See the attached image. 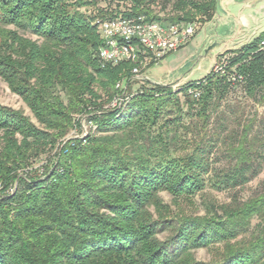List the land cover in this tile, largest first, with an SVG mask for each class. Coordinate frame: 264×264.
<instances>
[{"label":"trees","instance_id":"16d2710c","mask_svg":"<svg viewBox=\"0 0 264 264\" xmlns=\"http://www.w3.org/2000/svg\"><path fill=\"white\" fill-rule=\"evenodd\" d=\"M170 1L162 18L148 0L98 15L91 0H0V78L36 121L0 104V264H264V182L242 193L264 168V30L179 91L146 79L131 91L133 63L98 62L99 17L209 21L216 9ZM237 85L243 99L228 101ZM76 115L94 127L83 137L67 136ZM206 188L229 201L186 211Z\"/></svg>","mask_w":264,"mask_h":264},{"label":"rangeland","instance_id":"374dc122","mask_svg":"<svg viewBox=\"0 0 264 264\" xmlns=\"http://www.w3.org/2000/svg\"><path fill=\"white\" fill-rule=\"evenodd\" d=\"M90 1V0H88ZM91 4L88 7V12L92 15H98L101 11H105L106 13L109 12L106 10L107 8L116 11L118 9L122 10L125 6V0H91ZM171 3L172 1L166 3L165 0H148V4L150 5L151 9L154 11V13L158 14L160 17L165 18L169 14L172 13L171 10ZM105 6V8L102 10L100 7ZM215 18V13L213 14L212 18L209 21H198V19L193 20L191 22L195 23L197 25L196 32L194 36L192 37V42L190 45H192L193 48H186L182 50L181 52H174L171 54H168L167 56L163 57L157 62H149L147 65L141 67L140 72L137 76L131 77V91H135L137 88L142 87L141 80H148L152 83H157L154 80L160 79L162 77H165L166 75L170 74L171 72L179 71L185 63L188 61V53L191 50H195L198 48L204 39V29L201 27H204L207 23H213V19ZM212 28V27H210ZM264 30V17H260L259 19H254L252 22H250V26L241 25L238 27L235 31H230L226 29V36L222 37H216L214 36V32L210 30L208 36L206 37L207 40L205 42V46H209V48L206 50L209 54L213 56V51L217 50V53H215L214 62L212 63L211 69L214 70V72H218L221 70V66L225 65L226 62L229 61V58L232 56L230 51L239 49L243 45H246L249 43L254 37L258 36L262 31ZM20 33H24L25 36H28L32 39H36L37 37L30 32H24L19 30ZM190 42V41H189ZM188 42V43H189ZM188 43L186 45H188ZM184 45V46H186ZM202 45L201 48L204 46ZM183 46V47H184ZM182 48V47H181ZM200 48V49H201ZM180 49V48H179ZM178 49V50H179ZM202 50V49H201ZM202 52V51H201ZM195 56V55H193ZM192 56V57H193ZM194 61V58L186 64V67L183 69H187L189 66H191L192 62ZM210 69V70H211ZM175 75H172V77ZM125 80V79H124ZM124 80L121 82L120 88L124 87L125 82ZM199 80V79H198ZM197 81V80H196ZM194 82V81H187L184 79L183 81L180 80H173L171 77H166L163 81L158 82V84L169 86L173 89V91H179L185 89L188 86V83ZM97 88V87H96ZM99 90V89H98ZM100 91V90H99ZM117 95H120L119 93ZM244 97L243 90L240 87V85H237L231 89V92L228 96V101H234V100H242ZM179 98L180 101H182L183 95L181 92H179ZM103 99L105 100L104 107H112L116 100H113L112 102L108 103L106 102V97L103 96ZM222 105H224L223 101L221 102ZM0 104L13 107L15 109H21L25 112V114L29 115L32 119V121L36 122L35 119L32 117L28 107L25 105V103L20 99L18 95L13 93L7 86V84L0 78ZM252 103L249 102V108L252 107ZM249 108L247 110H249ZM260 112H264V105L260 106L258 108ZM79 121L80 128L76 127L69 131L68 135L69 137H83L85 136L89 129H94V127L88 122L86 115L79 117L75 116V120ZM53 151L54 150H48L46 153L42 154L36 161L34 162L32 168L35 170L34 173L36 175L42 176V169L44 165L50 164L51 160L53 159ZM53 161V160H52ZM264 182V168L260 175L252 180L242 191L244 195L250 194L252 191H254L257 187H259ZM163 200L167 203H171V196L165 192L160 193ZM212 201L216 203H222V202H228L229 201V193L226 191H216L211 188L205 189V194L199 195L197 194L194 196L193 201L194 205L187 204L185 202H182V206L184 209L188 212L192 211L194 213L202 214L204 212V206L201 203V200ZM171 206L174 207L171 203ZM256 221L253 220V223ZM252 223V224H253ZM195 257L198 260H208L211 257V253L208 252L206 249H197L195 250Z\"/></svg>","mask_w":264,"mask_h":264},{"label":"built area","instance_id":"2783aa9c","mask_svg":"<svg viewBox=\"0 0 264 264\" xmlns=\"http://www.w3.org/2000/svg\"><path fill=\"white\" fill-rule=\"evenodd\" d=\"M95 23L101 37L96 55L100 65L131 62L132 76L149 62H157L186 45L197 27L193 22L148 19L144 14L99 17ZM258 48L264 49V35Z\"/></svg>","mask_w":264,"mask_h":264},{"label":"crops","instance_id":"0c3cea01","mask_svg":"<svg viewBox=\"0 0 264 264\" xmlns=\"http://www.w3.org/2000/svg\"><path fill=\"white\" fill-rule=\"evenodd\" d=\"M262 13H264L263 3L258 4L252 9H244L243 6L240 4L237 5L232 4L231 2L228 3V0H219L218 9L215 12V18L213 19V23L209 22L204 27H201L204 29V39L202 40L198 48H196L194 51L191 50L188 53V61L185 63V65L179 71L171 72L165 77L156 79L154 81L158 83L163 81L166 77H171L173 80L176 81H183L184 79H186L187 81H196L202 78L206 73L210 71L212 63L214 62L215 53H217V50L213 51L212 56L211 54L206 52L209 46H205L204 44L207 40L206 37L208 36L210 30L214 32V36L218 38H223L224 36H226V29L230 31H235L241 25H245L248 27L250 26V22H252L254 19H259ZM261 17L263 18L264 16ZM191 40L188 45L174 52H181L182 50L188 47L193 48L192 45H190V43L192 42ZM202 45L204 46L201 48ZM191 58H194V61L192 62L191 66H189L187 69H183L184 67H186V64L191 60ZM172 75L175 76L172 77Z\"/></svg>","mask_w":264,"mask_h":264},{"label":"water","instance_id":"95a60500","mask_svg":"<svg viewBox=\"0 0 264 264\" xmlns=\"http://www.w3.org/2000/svg\"><path fill=\"white\" fill-rule=\"evenodd\" d=\"M232 3V4H237V5H242L244 9H252L254 7H256L258 4L263 3L264 4V0H228V3ZM218 4H219V0H216V9L215 12L218 9ZM261 16H264V13H262ZM260 16V17H261Z\"/></svg>","mask_w":264,"mask_h":264}]
</instances>
